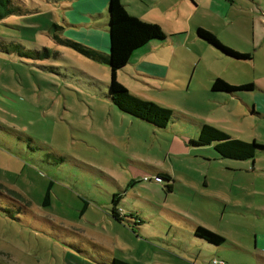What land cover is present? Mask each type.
<instances>
[{"label":"rangeland","instance_id":"obj_1","mask_svg":"<svg viewBox=\"0 0 264 264\" xmlns=\"http://www.w3.org/2000/svg\"><path fill=\"white\" fill-rule=\"evenodd\" d=\"M18 1L26 12L1 20L0 40L42 46L48 56L0 52V264H101L112 257L131 264H257L251 254L255 243L264 245V151L236 160L186 142L207 123L264 145V0L253 21L230 0H193L194 7L187 0H119L128 14L157 23L164 37L178 25L190 30L187 38L177 32L184 44L168 45L173 56L168 49L149 53L116 73L130 93L172 110L164 128L107 100L103 84H94L109 80L105 64L53 42L57 33L103 45L101 30L89 24L106 18L84 15L103 12L105 0L12 4L21 7ZM223 17L232 21L221 25ZM195 24L249 58L218 57L195 38ZM150 64L166 65V76L153 74ZM216 76L252 86L232 96L210 91ZM155 172L170 175L171 189L154 180ZM112 193L132 214L124 223L108 216ZM196 225L224 238L218 254L196 240Z\"/></svg>","mask_w":264,"mask_h":264},{"label":"trees","instance_id":"obj_2","mask_svg":"<svg viewBox=\"0 0 264 264\" xmlns=\"http://www.w3.org/2000/svg\"><path fill=\"white\" fill-rule=\"evenodd\" d=\"M54 1V0H49ZM21 3L20 1H18ZM22 7V9H20ZM21 7L14 6L12 0H0V22L9 15H24L26 9L23 10V4ZM34 10V9H33ZM107 19L105 22L106 30L108 33V50L103 52L94 47L86 46L80 42L73 41L65 37H59L57 33L52 34L53 42L55 45H63L76 53L98 63L105 64L106 70L109 74V80L99 81L96 78L94 84L98 87L103 84L106 88L104 96L107 100L114 105L122 113H126L132 117L143 120L154 127L164 128L167 122L172 116V110L161 106L153 101L142 99L125 89L116 79V73L118 70L124 67L129 62V59L133 52L144 46L149 41L162 42L166 39L163 36L158 24L145 22L128 14L119 0H107L106 2ZM50 29L59 28L55 23L50 24ZM196 36L218 50L221 54L232 57L233 59H248V53H236L226 47H224L216 37L200 27L195 29ZM169 37H172L169 35ZM33 43L29 45H23L17 41H10L5 43L4 40H0V52L1 53H15L18 57L33 60L35 57L48 56V50L42 46H35ZM41 50H38V49ZM86 77L95 78L86 74ZM252 86L248 84L231 85L219 77H214L210 83L211 91H221L230 96L233 93L240 90L250 89ZM186 142L190 146H206L211 145L214 152L219 158H229L236 160L251 159L255 152L264 151V145L257 144L255 142H243L235 138L230 137L224 131L207 123H200L196 138L187 140ZM154 180L159 183H163L165 189H171V177L166 172H155ZM49 185L46 186L44 194L41 199V205L45 206L49 203ZM121 199L119 193H112L110 196V203H108L107 211L108 216L112 221L124 223L126 217H132L131 213H123L121 208H118V202ZM83 207L86 206V201L82 199ZM134 222L133 224L139 223ZM131 229L133 228L130 227ZM193 236L196 240L206 243L205 248L210 249V254H215L224 242V238L200 225H196L193 228ZM210 247V248H208ZM214 260V259H213ZM101 264H131L130 262L112 257L108 261H101Z\"/></svg>","mask_w":264,"mask_h":264},{"label":"crops","instance_id":"obj_3","mask_svg":"<svg viewBox=\"0 0 264 264\" xmlns=\"http://www.w3.org/2000/svg\"><path fill=\"white\" fill-rule=\"evenodd\" d=\"M187 1L191 5H193V7L195 6V2L193 0H187ZM223 1H227V0H223ZM106 2H107V0H105V7H104V11L103 12H95V11L88 12V13H85L84 17L90 18V20H93V22L95 20H97L98 17L99 18L102 17V18H106L107 19ZM138 2L141 3L142 5H144L143 4L144 3L143 0H138ZM232 4L234 5L235 8L239 9L241 12L245 11V10H249L250 11L249 13L244 12L241 15L243 17H245V18L248 16L249 19L253 21L254 18H255V15H256V9H258V7L260 6V0H230L229 6L232 7ZM131 15H133V14H131ZM133 16H135V15H133ZM263 16H264V13H263ZM106 19H105V21H102V23H100V24H97V23L89 24V25H92V26H96V27H98L101 30V37H103L102 40H104V43H103L104 46L100 45V44H97L98 47H94V46L93 47L96 48V49H99V50H101L103 52L107 51V46H108V39H107V35H106V26H105ZM223 19H225V21H222L220 23L221 25H228L232 21V19L229 18V17H223ZM219 21H220V18H218V22ZM214 24H216V23H212V25H214ZM193 26H194L195 29L197 27H201L200 24H195ZM177 28H178V31H174V32H176L175 34L171 33V34H168L167 36H165L166 39L164 41H162V42L149 41L144 46L136 49L133 52V54L131 55L128 63H133V61L139 63L140 62V58L145 56L146 54L155 53V52L157 53V52L165 50V49H168L171 52V56H173V54H172L173 51L171 49V46H168V45H170V44H172V45L178 44V42L184 44L185 41H186V38L188 36V33L190 32V30L188 28H184V27L179 26V25L177 26ZM177 32H182V34L184 33L186 35V38H183V39L178 38V36L180 34L177 33ZM169 35H171L172 37H169ZM195 38H197L198 40L202 41L196 35H195ZM202 42L207 47L211 48L217 54L218 57H225V55L221 54L218 50H216L212 46L208 45L204 41H202ZM165 46H168V47L161 48V47H165ZM100 48H104V49L102 50ZM133 56H135V59L132 58ZM150 65L151 66H148V67L153 72V74H155V75H157L159 77H161L162 75L166 76V73H167V66L166 65H164V64H150ZM216 77H218V76H216ZM224 94H226V93H224ZM262 235H264V234H262ZM254 247L257 248V250L255 249V251H257L256 252L257 254L256 253H252V254L250 253L251 256L256 258V260H257L256 263L257 264H264V245L263 244H259V246H257V244L255 243ZM220 250H221V248H219L214 253L218 254V252Z\"/></svg>","mask_w":264,"mask_h":264},{"label":"water","instance_id":"obj_4","mask_svg":"<svg viewBox=\"0 0 264 264\" xmlns=\"http://www.w3.org/2000/svg\"><path fill=\"white\" fill-rule=\"evenodd\" d=\"M106 35H107V39H108V33H107V30H106ZM107 50H108V46H107Z\"/></svg>","mask_w":264,"mask_h":264},{"label":"built area","instance_id":"obj_5","mask_svg":"<svg viewBox=\"0 0 264 264\" xmlns=\"http://www.w3.org/2000/svg\"><path fill=\"white\" fill-rule=\"evenodd\" d=\"M213 261H215V260H213Z\"/></svg>","mask_w":264,"mask_h":264}]
</instances>
